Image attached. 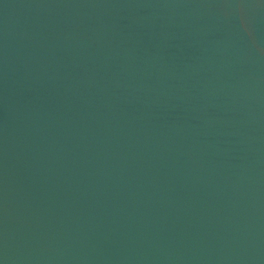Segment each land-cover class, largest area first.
I'll list each match as a JSON object with an SVG mask.
<instances>
[{
  "label": "bare ground",
  "instance_id": "bare-ground-1",
  "mask_svg": "<svg viewBox=\"0 0 264 264\" xmlns=\"http://www.w3.org/2000/svg\"><path fill=\"white\" fill-rule=\"evenodd\" d=\"M0 264H264V0H0Z\"/></svg>",
  "mask_w": 264,
  "mask_h": 264
}]
</instances>
